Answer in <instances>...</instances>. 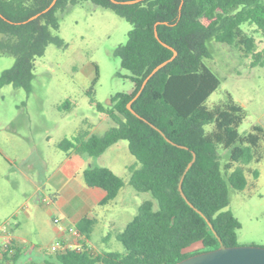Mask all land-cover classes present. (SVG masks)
I'll use <instances>...</instances> for the list:
<instances>
[{"label": "trees", "instance_id": "obj_1", "mask_svg": "<svg viewBox=\"0 0 264 264\" xmlns=\"http://www.w3.org/2000/svg\"><path fill=\"white\" fill-rule=\"evenodd\" d=\"M52 1L0 0V53L14 56L12 66L0 75V88L10 83L29 89L35 58L44 53L49 43L63 45L57 35V12L86 0H55L42 12ZM88 1L112 10L130 23L127 39L115 53L121 68L129 72L133 87L111 97L107 113L115 125L102 134L80 128L72 139L60 140L57 147L82 166L83 154L99 156L118 140H126L136 159L128 166L127 182L138 192H149L152 199L138 205L122 230L107 232L105 238L114 236L123 245L124 253H93L87 241L95 220L82 217L76 223L81 235L79 248L69 247L42 261L25 264H174L217 248L220 242L215 233L223 244L237 245L240 223L230 210L224 209L229 202L228 184L237 190L246 186L244 165L261 158L257 148L264 130L253 125L246 134L238 132L245 109L229 93L213 107L205 105L220 80L203 59L210 56L205 41L214 37L240 46L246 54H252V64H262L254 38L240 25L253 23L264 36V0ZM173 50L175 57L149 77L134 98L153 67L169 59ZM89 95L94 102L91 91ZM129 101L139 116L127 108ZM95 105L103 111L99 104ZM208 123L213 127L206 132L204 125ZM218 146L229 149V161L222 167ZM193 152L194 161L184 173ZM82 175L88 186L105 191L101 203L115 198L125 184L106 166H89ZM180 181L185 198L179 190ZM194 244L199 246L190 249ZM15 256L16 253L13 264Z\"/></svg>", "mask_w": 264, "mask_h": 264}, {"label": "rangeland", "instance_id": "obj_2", "mask_svg": "<svg viewBox=\"0 0 264 264\" xmlns=\"http://www.w3.org/2000/svg\"><path fill=\"white\" fill-rule=\"evenodd\" d=\"M57 16V35L63 45L49 43L44 53L35 58L29 89L10 83L0 88V227H10L15 232L22 229L27 245L48 244L43 246L46 251L50 239L41 241L36 228L42 226L49 235L55 212L49 206L37 207L34 198L38 188L46 195L53 190L50 185L42 187V184L66 158L57 143L63 138L72 139L80 128L102 134L115 125L107 113L112 106L111 97L133 87L129 72L121 68L115 53L127 39L131 28L128 21L88 0L59 10ZM240 28L254 38L255 51L262 54V64H252V54L214 37L205 41L210 56L203 61L220 80L205 105L211 108L229 93L245 109L246 115L238 126V132L243 135L253 125L264 130V36L253 23H242ZM13 63L12 54L0 53V75ZM89 91L94 102L90 101ZM212 127V123L205 124L204 130L210 131ZM257 149L261 153L259 161L244 165L246 186L237 190L228 184L229 202L224 209L230 210L240 223L236 230L237 245L264 246V133ZM217 150L222 167L229 161V149L218 146ZM83 157L80 171L89 166H106L125 181L116 197L102 206V221L94 228L87 245L93 253H124L123 245L114 236L108 239L105 236L111 229L122 230L138 205L152 199L149 192H138L127 182L128 166L136 159L124 139L99 156L83 154ZM35 210L38 212L27 224L16 227L25 211ZM198 246L194 244L190 249Z\"/></svg>", "mask_w": 264, "mask_h": 264}, {"label": "crops", "instance_id": "obj_3", "mask_svg": "<svg viewBox=\"0 0 264 264\" xmlns=\"http://www.w3.org/2000/svg\"><path fill=\"white\" fill-rule=\"evenodd\" d=\"M82 158L84 160L83 155ZM80 167L66 155L64 162L55 167L45 177L42 184V187L50 185L53 188L51 194L46 195L38 188V193L34 198L37 207L49 206L55 212L54 218L59 219L57 223L52 221L51 236L46 234L42 226L36 228V233L41 241L49 237V245L57 242L75 246L78 243V238L73 235V230L76 229V223L82 217L93 218L95 220L94 228L102 221V206L109 202L101 203L105 191L100 187L88 186L84 182L83 169L80 171ZM44 168L47 169L45 161ZM36 212L38 211H25L23 218L16 222V227L23 223L27 224ZM5 229L16 246L15 264H25L31 260L42 261L49 255V252L43 249V246L48 244L27 245L28 240L22 229H19L18 232L10 227Z\"/></svg>", "mask_w": 264, "mask_h": 264}, {"label": "water", "instance_id": "obj_4", "mask_svg": "<svg viewBox=\"0 0 264 264\" xmlns=\"http://www.w3.org/2000/svg\"><path fill=\"white\" fill-rule=\"evenodd\" d=\"M113 2H116V0H112ZM137 0H126L122 1L123 3H130V2H136ZM55 0H53L49 6H47L45 9L42 10V12L47 11L53 4ZM39 13L33 15L31 18H34L38 16ZM155 36L157 37V31H154ZM171 48V47H170ZM176 55V51L173 50V55L167 59L162 61L161 63L157 64L153 69L150 71V73L145 77L143 80L139 90L137 91L136 95L140 93L141 89L144 87L145 83L151 77L159 68L164 66L169 60L174 58ZM132 101V100H131ZM131 101L127 103V108L134 113L135 115L139 116L132 108H131ZM168 140V139H167ZM195 154L193 152V158L191 161L188 162L184 173L187 171V169L190 167L192 162L194 161ZM182 180V179H181ZM179 190L181 195L185 198L184 193L181 188V181L179 183ZM189 203V202H188ZM192 205L191 203H189ZM210 227L212 228V225L210 222H208ZM215 233V232H214ZM216 237L218 238L220 245L217 248L206 250L202 252H198L195 254H192L190 256H187L174 264H264V246H258V245H225L220 240L219 236L215 233Z\"/></svg>", "mask_w": 264, "mask_h": 264}, {"label": "built area", "instance_id": "obj_5", "mask_svg": "<svg viewBox=\"0 0 264 264\" xmlns=\"http://www.w3.org/2000/svg\"><path fill=\"white\" fill-rule=\"evenodd\" d=\"M55 223L59 222L57 217L53 218ZM73 235L78 239L81 238L79 232L75 229L73 230ZM0 264H13V256L16 253V246L12 240V237L9 235V232L4 227H0ZM80 243H77L75 246L69 244L61 243H52L48 247V252L62 251L69 247L79 248Z\"/></svg>", "mask_w": 264, "mask_h": 264}]
</instances>
